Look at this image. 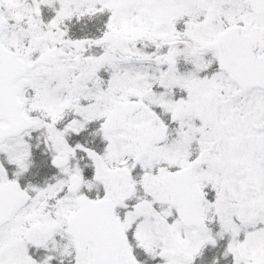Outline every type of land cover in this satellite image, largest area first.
Segmentation results:
<instances>
[{
	"label": "snow or ice",
	"instance_id": "obj_1",
	"mask_svg": "<svg viewBox=\"0 0 264 264\" xmlns=\"http://www.w3.org/2000/svg\"><path fill=\"white\" fill-rule=\"evenodd\" d=\"M0 264H264V0H0Z\"/></svg>",
	"mask_w": 264,
	"mask_h": 264
}]
</instances>
